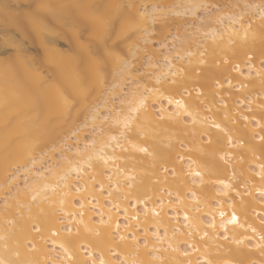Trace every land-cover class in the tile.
<instances>
[{
  "label": "bare ground",
  "instance_id": "obj_1",
  "mask_svg": "<svg viewBox=\"0 0 264 264\" xmlns=\"http://www.w3.org/2000/svg\"><path fill=\"white\" fill-rule=\"evenodd\" d=\"M138 1L0 0L2 264H264V0L190 29L162 65L150 53L139 86L106 118L118 79L103 97L82 79L97 61L72 60L114 40L90 48L77 30L110 31L124 16L119 37L134 58L149 35L165 36L168 18L203 6ZM34 48L47 52L39 66ZM128 60L118 58L117 77L137 65ZM89 128V143L68 148Z\"/></svg>",
  "mask_w": 264,
  "mask_h": 264
},
{
  "label": "rangeland",
  "instance_id": "obj_2",
  "mask_svg": "<svg viewBox=\"0 0 264 264\" xmlns=\"http://www.w3.org/2000/svg\"><path fill=\"white\" fill-rule=\"evenodd\" d=\"M155 1L152 2L150 0H141V1H138V5L140 6V5L143 4L142 8H146L149 5H151V2L154 3ZM200 1H201V3L203 4L204 7L201 6V8L198 9L195 12V16L194 17L192 16V17L188 18L186 16L187 18L183 17L184 18L183 19L181 17L171 16L172 17V18L170 17L172 19L171 21H170V18H168V23L169 24L171 23V24H170V26L168 28V31L165 34V36H163L161 38H156L153 35H149L148 39L150 41L149 42H145L146 44L148 43L147 46L145 45V43L142 44V47L146 46V50H144V49L140 50V49H142L140 47L139 50L141 52L138 50V52H140V53H138L137 50H136L135 53L136 54L138 53V54L134 58L129 57L128 50L125 49L126 45L129 43L130 37L129 36H125V37H122V38L119 37V29L121 27V25H119V24L122 23L121 22L122 20H120V19L122 17H124V16L119 17L115 21V23L111 27L112 30H110V31L105 30L104 26L101 27L102 24L99 23V22H98L99 24H95L94 25L95 28L91 26L93 28V29H91L93 33L91 32V34L89 36L86 34V30L88 31L89 28H91L90 26L85 25L83 28H79L77 30V32L80 35L79 36V40L83 41V42L80 41V43H85L84 45H88V47H90V48H92L94 46H100L101 44H104V43H105L104 45H106V43H108L110 40H112V39L114 40V48L113 49H109V50L108 49L105 50L104 51L105 53L102 52V53H99V54H88V53H83V52H77L76 61H75V59L72 60L73 62L70 60L73 63V65L75 64L77 66V64L79 63L78 67L80 69H82L83 67L86 68V67L90 66V65L87 64V63H89L90 60L91 61L93 60L92 63L94 61L96 63V61H97V63H98V65H97L98 67L97 68L98 69H97L96 73L92 74L86 68V69H84L85 73L82 76V79L84 81H87L90 84H92L93 82H96V81H98L99 84L101 83V85H99L97 83L96 85H94V87H95V89H100V93H101V95L103 97L106 95V93L108 91V88L113 85V83H114V81L116 79H118V81H117L118 85L116 86V93L113 94L110 97H108V95H106L107 98L109 99V100L107 99V101H105L108 107L103 108L101 110V115L102 116H106V118H107V115L111 111H114L115 109H119L120 101L127 94V92L130 89L139 86V78L138 77L141 74H143V72L145 71L146 68H148L146 65L148 64V66H149V64H150V62H151V60L153 58L152 55L150 56V53H154V52L156 53L157 52L156 59L154 60V58H153L154 61H152V62H154V63L157 62L158 63L157 65H159V64L162 65L163 56L171 54L173 57H176L175 54H173L174 49H176L178 47V45H179V43L181 41L187 40L188 36H193V35H191V32H189V30L193 29V31H196L197 29L202 28L204 22L207 19H209V17H212L214 15H218L219 17L225 19V16H222L221 14L225 13L224 15H226V14L229 15V13H231V12L232 13L234 12V14L237 13V11H238L237 7L238 6L236 7V4L238 5V2H239V4H241V7L239 5L238 8L244 7L245 4H247V1H248L249 4H253V5H254V3H252V2H255V6L257 4H261L262 3V2H260V0H203V1L200 0ZM33 3H35L34 0H33L32 4H31L32 6H33ZM201 3H200V5H202ZM157 4H159V7H160V3L157 2ZM25 8H26V6H21L20 7V11H23V10L26 11ZM203 9H205V10H203ZM250 17H253V19H254V17H256V14L248 15L247 18H250ZM179 18H180V20H179ZM162 22H164V21H162ZM178 23L179 24L181 23L182 25H180V27H177L176 24H178ZM57 24L54 25V28L55 29H60V27L57 26ZM33 25H36V24H33ZM58 25H60V24H58ZM214 25L216 26L218 24H214ZM82 31H85V32H82ZM85 35H86V37H83ZM152 36L155 37V39H153ZM80 37H81V39H80ZM199 47H200L199 49L201 51H203L202 54L204 55L205 54V48H204L205 44H203V42H202V43H200ZM57 48L60 51H62L64 54L65 53L69 54V52H68L69 48L67 47L66 44L64 45V43L60 42ZM31 52H32L31 56H32L33 61H34L36 66H39L40 64H42L47 58V52H43L42 50H39L38 48H34V50H32ZM91 55L93 56V58L91 57ZM136 57H138V58H136ZM118 58H120V59H128L129 58V60H128L129 62L133 59L134 62L132 60L131 63H135V60L138 59L137 60V65H135V67H132V69H130L131 67L129 68L131 73H128L127 75H121L120 77H117L119 75V73H120V71L117 72V69H116L117 68L116 65L118 63ZM85 64H87V65H85ZM132 65L134 66V64H132ZM261 65L264 66V64H261ZM27 73L28 72H23L22 71V73H19V74L23 75V76H27L28 75ZM117 73H118V75H117ZM195 73L198 75L199 71L196 70ZM6 74H7V72H6ZM130 74H132L131 75L132 77H135V76L136 77L134 79L132 78L133 80H131ZM140 77H142V76H140ZM47 78H46L47 81H52L51 78H49V77H47ZM54 82L55 81H52V83H54ZM102 82H103V84H102ZM104 82H106V83H104ZM67 90L68 89H66V91H65V89H63V87H62L61 91L62 92L65 91V94H66ZM155 107L156 106H153V109ZM184 119H185V121H187L186 118H184ZM104 122H105V120H104ZM94 132L95 131L92 128H89L86 131V133L83 134V136H82L80 141L71 139L69 141L68 148H73L75 146H81L83 143H85V144L89 143V141L94 137ZM61 154L62 153H59L58 155L55 156V158H58L59 155H61ZM47 163H48V161L46 160L45 164H47ZM249 168L254 170L253 167H249ZM22 183H23V181H22V177H21L18 180V184L22 185ZM3 201H4V199L1 198L0 199V204H2ZM106 204H108V203H106ZM137 210H138V212H141V208H138ZM92 211H93V209H92ZM169 214H170V211H169ZM171 214H172V211H171ZM93 215H94V213H93ZM95 220H97V218H95ZM183 248L186 249L185 246H183ZM47 250L49 251L50 254L53 255L54 250H51V248L49 246H47ZM252 264H255V263H252Z\"/></svg>",
  "mask_w": 264,
  "mask_h": 264
},
{
  "label": "snow or ice",
  "instance_id": "obj_3",
  "mask_svg": "<svg viewBox=\"0 0 264 264\" xmlns=\"http://www.w3.org/2000/svg\"><path fill=\"white\" fill-rule=\"evenodd\" d=\"M0 264H2V262H0Z\"/></svg>",
  "mask_w": 264,
  "mask_h": 264
}]
</instances>
